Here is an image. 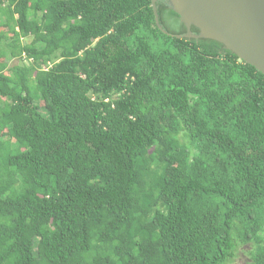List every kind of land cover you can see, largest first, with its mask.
<instances>
[{
  "label": "trees",
  "instance_id": "1",
  "mask_svg": "<svg viewBox=\"0 0 264 264\" xmlns=\"http://www.w3.org/2000/svg\"><path fill=\"white\" fill-rule=\"evenodd\" d=\"M151 2L0 0V264H264V75Z\"/></svg>",
  "mask_w": 264,
  "mask_h": 264
},
{
  "label": "water",
  "instance_id": "2",
  "mask_svg": "<svg viewBox=\"0 0 264 264\" xmlns=\"http://www.w3.org/2000/svg\"><path fill=\"white\" fill-rule=\"evenodd\" d=\"M152 0L151 7L159 23ZM187 29L189 39L221 43L264 75V0H169ZM192 27L200 34L193 36Z\"/></svg>",
  "mask_w": 264,
  "mask_h": 264
},
{
  "label": "rangeland",
  "instance_id": "3",
  "mask_svg": "<svg viewBox=\"0 0 264 264\" xmlns=\"http://www.w3.org/2000/svg\"><path fill=\"white\" fill-rule=\"evenodd\" d=\"M17 63H18L17 61H13L11 65ZM248 261H249V257L247 256V253L245 251H240L238 257L236 258L233 264H247Z\"/></svg>",
  "mask_w": 264,
  "mask_h": 264
},
{
  "label": "flooded vegetation",
  "instance_id": "4",
  "mask_svg": "<svg viewBox=\"0 0 264 264\" xmlns=\"http://www.w3.org/2000/svg\"><path fill=\"white\" fill-rule=\"evenodd\" d=\"M191 31H192V29H191Z\"/></svg>",
  "mask_w": 264,
  "mask_h": 264
}]
</instances>
